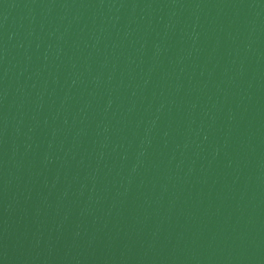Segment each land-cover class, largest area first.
<instances>
[{"label":"water","instance_id":"obj_1","mask_svg":"<svg viewBox=\"0 0 264 264\" xmlns=\"http://www.w3.org/2000/svg\"><path fill=\"white\" fill-rule=\"evenodd\" d=\"M0 264H264V0H0Z\"/></svg>","mask_w":264,"mask_h":264}]
</instances>
